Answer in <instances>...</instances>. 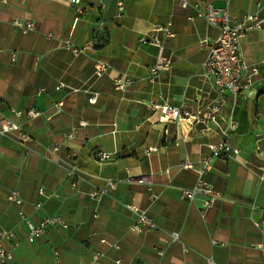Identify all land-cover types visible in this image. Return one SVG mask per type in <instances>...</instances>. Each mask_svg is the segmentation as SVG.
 Listing matches in <instances>:
<instances>
[{
    "label": "crops",
    "instance_id": "0c3cea01",
    "mask_svg": "<svg viewBox=\"0 0 264 264\" xmlns=\"http://www.w3.org/2000/svg\"><path fill=\"white\" fill-rule=\"evenodd\" d=\"M187 1L182 8L176 0H81L78 14L67 0H0V124L10 121L29 136L21 143L17 133L0 135V233H10L2 245L13 254L6 264H56L55 251L58 264H264V28L240 40L244 62L258 69L244 94L226 93L212 120L160 122L153 102L192 115L218 100L203 62L219 29L195 7L200 0ZM205 1L233 22L264 16V0ZM13 19L34 30L22 32ZM155 25L172 32L158 35L171 68L151 81L158 50L139 39ZM101 62L108 69L96 75ZM117 79L129 80L124 91L114 88ZM223 140L238 153L210 157V146ZM99 152L110 158L98 161ZM208 157L201 177L183 167ZM72 167L75 179L66 175ZM141 177L146 183H137ZM199 178L221 195L205 211L203 196L182 199ZM108 180L115 189L91 199ZM12 191L20 205L7 200ZM128 205L155 228L132 231ZM47 217L67 228L49 225L28 241L26 220Z\"/></svg>",
    "mask_w": 264,
    "mask_h": 264
},
{
    "label": "built area",
    "instance_id": "2783aa9c",
    "mask_svg": "<svg viewBox=\"0 0 264 264\" xmlns=\"http://www.w3.org/2000/svg\"><path fill=\"white\" fill-rule=\"evenodd\" d=\"M68 3L75 7V11L80 14L82 9L80 7L81 0H67ZM180 7L186 8L188 6L187 0H176ZM202 6L204 8L203 16L207 23L219 29V35L210 43L208 46V55L203 62L204 75L208 78L213 86V89L218 96L217 102L210 107L208 112L201 114H189L187 112H181L179 108L169 107L164 104L153 102L150 104V109L155 113L158 110H161L162 116L159 118L160 122H181L185 118L192 120L210 119L212 120L215 115L220 112L222 105L225 102V94L230 93L234 96L238 94H244V92L252 85L253 77L258 73V69L253 66L247 65L242 57L240 52V40L247 33L252 31H257L264 28V16L260 17L255 14L246 15L240 21L233 22L232 17L227 10L215 9L213 5L205 0H200L195 4V7ZM117 7L119 10H122V3H118ZM14 26L18 27L22 32H30L34 30V24L31 22L21 23L16 19L12 20ZM169 38L172 36V32L168 25H155L151 31L140 37L139 42L144 45H151L157 48L158 50V59L156 63L149 68L150 80L153 81L160 73L169 71L171 68V60L162 55L164 46L159 39L158 35ZM200 45L205 47L207 45L206 41H201ZM75 53V51H74ZM108 65L106 63H97L95 65L96 75L106 72ZM129 80H114V88L118 91H124L129 85ZM42 91V90H40ZM39 91V92H40ZM98 97V94H94L91 102H95ZM16 116H21V112H15ZM27 117L33 118L36 116V113L33 111H28L26 113ZM236 122H230V130L236 128ZM11 133H17V139L21 143H26L29 140V136L26 133L20 131V128L10 122L2 121L0 124V135H9ZM76 135V129H72L69 133L65 134L66 140L74 139ZM56 150V147H54ZM154 149H148L149 152ZM211 156L210 157H220L224 156L226 158L231 157L233 154H237L238 150L231 147L227 140H223L217 144L210 146ZM95 158L98 161H105L110 158L108 153H96ZM210 157L204 158L199 162V167L195 168L192 165L184 164V168L194 169L196 173L201 177L205 172L210 168ZM165 174L167 171L164 172ZM264 174V170H262ZM66 175L75 179L76 172L75 168L72 167L68 169ZM130 179H128L129 181ZM137 183L143 184L146 183V179L141 177L137 179ZM116 182L108 180L106 186L101 189H95L89 193V197L93 200H98L100 197L106 195L109 190H113L116 187ZM42 194V191H39ZM196 196H203L204 200L202 203V209L205 211L210 208L217 200L221 198L219 192L215 191L209 184L199 178L196 184L191 189L182 190V199L186 201H192ZM7 200L15 205H20L22 203L20 195L17 191H12L7 195ZM36 207H40V204H37ZM134 215V223L131 227V230L136 233H141L143 231L151 230L155 228L154 223L147 216L145 211H142L134 206H126ZM20 217H23L22 213H19ZM97 217V214L94 215ZM26 225L28 227L27 240L32 242L34 239L41 237L45 234L46 228L49 225H59L62 228H67L66 223L59 217H47L43 219L40 223L34 224L30 220H26ZM10 233L1 232L0 233V264H6L10 262L13 258L11 250H7L2 245V240L8 239ZM173 241L178 240V235L173 233L171 234ZM100 243L107 244L110 247H113L115 250H118L119 247L116 244H109L105 239H101ZM215 244V242H213ZM98 257L102 254H97ZM161 255V252H159ZM55 263L58 264V252H54ZM117 263L119 261H116ZM213 264V263H211Z\"/></svg>",
    "mask_w": 264,
    "mask_h": 264
}]
</instances>
